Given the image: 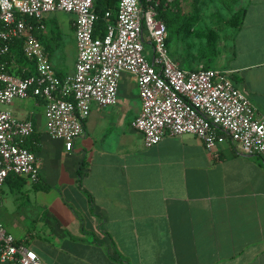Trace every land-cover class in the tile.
Listing matches in <instances>:
<instances>
[{
  "label": "crops",
  "instance_id": "obj_1",
  "mask_svg": "<svg viewBox=\"0 0 264 264\" xmlns=\"http://www.w3.org/2000/svg\"><path fill=\"white\" fill-rule=\"evenodd\" d=\"M245 5L241 27L214 66L230 72L261 116L264 0ZM45 17L53 66L59 76L73 73L76 15ZM22 65L15 60L10 68L18 74ZM141 107L139 87L124 73L118 103L94 105L85 134L68 150L46 130L44 100L15 99L10 109L32 119L41 136L40 180H26L20 189L12 179L0 186L6 230L26 240L46 264H264V154L244 155L231 140L209 149L190 133L166 135L147 147L132 126ZM16 193L18 218L32 200L35 207L28 210L40 221L22 234L9 218Z\"/></svg>",
  "mask_w": 264,
  "mask_h": 264
},
{
  "label": "built area",
  "instance_id": "obj_2",
  "mask_svg": "<svg viewBox=\"0 0 264 264\" xmlns=\"http://www.w3.org/2000/svg\"><path fill=\"white\" fill-rule=\"evenodd\" d=\"M146 1L145 6L143 0H120L117 23L108 26L104 37H96L94 0H0V56L10 51V42L24 39L23 54L36 68L35 74L23 77L0 59V186L11 173L40 180L38 156L24 144L35 124L15 116L10 109L15 99H45L48 134L71 150L85 134L93 106L118 103L124 73L139 87L142 107L132 126L143 134L147 147L166 135L190 133L209 149L231 140L244 155L264 154V115L258 116L229 71L203 65L191 69L175 60L168 26L159 16L161 0ZM57 11L76 15L78 58L75 71L65 76L57 74L35 34L45 26L27 21H41ZM0 262L46 264L1 222Z\"/></svg>",
  "mask_w": 264,
  "mask_h": 264
},
{
  "label": "trees",
  "instance_id": "obj_3",
  "mask_svg": "<svg viewBox=\"0 0 264 264\" xmlns=\"http://www.w3.org/2000/svg\"><path fill=\"white\" fill-rule=\"evenodd\" d=\"M207 1L208 0H194L193 1L194 9L193 12L191 13H186L183 10V7L181 5V0H174L168 3L167 0L160 1V4L158 6L159 16L166 22L168 26V30L170 32L168 45L170 48V53L175 60L181 62L178 58H176L173 55L171 49V43L176 37L183 34H187L191 30L193 24L199 19V15L201 14V9L204 6V4L207 3ZM222 1L226 9L232 10V15H230V17L225 21L226 25L230 28V31H228L225 34V38L227 42L230 40L232 33L237 32L243 23V19L246 13V5H245L246 3L244 5H241L239 9L233 10V5L239 2V0H222ZM119 3L120 0H94V11L98 16L95 24L94 36L104 37L107 34L108 26L110 24L117 23ZM143 3L146 6L147 1L143 0ZM108 12H110L109 16L107 15ZM27 21L29 23L32 22L34 25L43 24L46 27V25L49 24L50 19L44 17L41 21H39L36 18H27ZM223 28H224L223 26L214 28L206 33L205 35L206 44L201 53L202 63H198L197 65L191 66L189 68L191 69L198 68L200 65H203L205 69L217 68L214 65L216 64L217 59L221 53L218 47V43H219L218 34ZM35 34L38 37V39L42 42V44H44L46 49L49 52H51L52 37L47 36L44 29L41 28H37L35 30ZM24 44H25L24 39H15L14 41L10 42V51L6 54L1 55L0 59L8 62V68L11 71L13 69H11L10 66L12 65L13 62H15V60L20 64H23L22 68L18 70V74L23 77H28L36 73V68L33 63H31L25 58L23 54ZM26 60L31 64L24 63ZM181 64L184 67H186L182 62ZM39 99L45 101V99H43L42 97H39ZM24 144L32 151H34L36 154L38 151L41 150V145H42L41 136L36 129L35 132L32 134V136L26 139ZM82 172L83 171L80 169L79 170L80 176L82 175ZM7 179H12L17 189H20V187L24 185L25 181L27 180L26 177L14 173H11L7 177ZM35 187L38 189L49 190V186L46 184L40 185L39 183H35Z\"/></svg>",
  "mask_w": 264,
  "mask_h": 264
},
{
  "label": "rangeland",
  "instance_id": "obj_4",
  "mask_svg": "<svg viewBox=\"0 0 264 264\" xmlns=\"http://www.w3.org/2000/svg\"><path fill=\"white\" fill-rule=\"evenodd\" d=\"M193 1L194 0H181V5L186 13L193 12ZM247 1L248 0H239V2L233 5V10L239 9V7L244 5ZM49 15L50 14L47 16ZM230 15H232V10L226 9L222 0H208L202 7L199 19L193 24L191 30L187 34L176 37L171 43L173 55L188 68L197 65L198 63H202L201 53L206 44V33L211 29L223 26L224 28L218 34V47L222 53L226 47L225 34L230 31V28L226 25L225 21ZM24 63L31 64L27 60ZM20 198V194L16 193V195H14L15 200L12 198L9 208V212L13 213L11 215L9 214L10 222H14L17 234H22L29 230L32 231L34 228L33 226L40 223V221L34 219L36 217V212L28 210L30 206L35 207L32 200L25 205V215L22 218H18L15 211L19 208ZM14 216L16 217V220H11V218H15Z\"/></svg>",
  "mask_w": 264,
  "mask_h": 264
}]
</instances>
